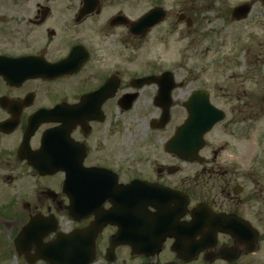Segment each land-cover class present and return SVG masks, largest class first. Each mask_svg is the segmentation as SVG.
<instances>
[{
	"label": "flooded vegetation",
	"instance_id": "flooded-vegetation-1",
	"mask_svg": "<svg viewBox=\"0 0 264 264\" xmlns=\"http://www.w3.org/2000/svg\"><path fill=\"white\" fill-rule=\"evenodd\" d=\"M256 10L264 28V0H0V262L68 261L71 235L102 216L90 264H264V149L218 161L219 123L201 148L167 147L196 90L216 106L187 65L204 20ZM238 105L246 121L250 99ZM90 196L97 209L72 215ZM37 216L45 234L19 254Z\"/></svg>",
	"mask_w": 264,
	"mask_h": 264
},
{
	"label": "rangeland",
	"instance_id": "rangeland-1",
	"mask_svg": "<svg viewBox=\"0 0 264 264\" xmlns=\"http://www.w3.org/2000/svg\"><path fill=\"white\" fill-rule=\"evenodd\" d=\"M257 10L248 19L231 23L234 25L229 24L230 26L223 17L215 18L211 25L204 20L201 41L194 42L186 53L187 65L197 63V66L204 67L206 71L202 73L203 83L214 93L215 105L226 111V119L207 136L211 144L206 148L207 152L211 151V146L226 147L217 159L224 163L231 159L230 149L234 150L231 154L235 159H242L246 155L247 146L251 154L257 153L260 148L264 149V106L261 102L264 93V28L256 22L259 18ZM222 12L219 11L220 14ZM211 28H216L218 35H209L207 31ZM211 35L216 36V42L210 50L208 41ZM214 83L216 86H212ZM243 97L250 99V111H247L249 117L246 121H243L244 116L238 113L239 108L241 113H246L242 106L238 105ZM233 108L235 111H231ZM227 121L233 124L228 126ZM0 252L7 253V250L0 247ZM22 263L14 250L7 262H0Z\"/></svg>",
	"mask_w": 264,
	"mask_h": 264
},
{
	"label": "water",
	"instance_id": "water-1",
	"mask_svg": "<svg viewBox=\"0 0 264 264\" xmlns=\"http://www.w3.org/2000/svg\"><path fill=\"white\" fill-rule=\"evenodd\" d=\"M247 11L248 9L246 7L235 9L234 16L237 19L243 18ZM187 108L189 110V118L187 122L182 127L178 128L174 137L167 144V147L178 155L183 154V148H185V146H189L190 142L192 141H195V146L197 148L202 147L204 144V133L209 131L216 122L221 121L225 116L222 110L210 104L207 92H194L189 103L187 104ZM168 117L169 111L167 109L166 117L164 120H162V122L166 123ZM93 197L94 196L85 197V204L80 201L82 200L80 197L75 203L72 202V207L70 208L71 214L73 215V210H84L90 207L92 204L94 205L95 201L92 200ZM74 218L76 220L81 219V217L77 216ZM47 226V224L45 225L42 223V221H40L39 217L31 218L29 223L23 228L22 232L15 240L18 253L20 254L23 250H25V248L21 246V242L25 240L27 242H41L45 234V228ZM41 227H43V229ZM101 229L102 216H96L88 228L84 229L82 232H77L71 235L72 238L70 239L72 240L70 242H72L71 244L72 247L75 248L74 250H76V254L68 255V261L65 260V257L60 260L57 259V261L54 259L49 260L55 264H90L95 254L96 236ZM57 241L68 242V239H59L53 241L49 244V246H41L38 248V250H44L46 247H54ZM84 247H87L88 250H90V254L87 257H81L78 255L77 249ZM66 250L72 252V248L67 247ZM37 258L39 257L37 256L35 259L29 260L28 262L33 263Z\"/></svg>",
	"mask_w": 264,
	"mask_h": 264
}]
</instances>
